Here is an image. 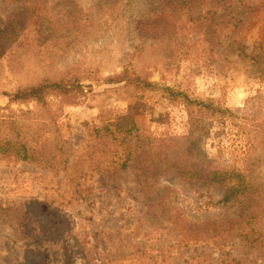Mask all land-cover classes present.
Instances as JSON below:
<instances>
[{
  "label": "rangeland",
  "instance_id": "obj_1",
  "mask_svg": "<svg viewBox=\"0 0 264 264\" xmlns=\"http://www.w3.org/2000/svg\"><path fill=\"white\" fill-rule=\"evenodd\" d=\"M69 1L105 21L44 61L63 72L81 60L93 76L79 80L74 100L49 93L42 104L2 95L36 80L13 74L8 54L31 17L21 0H0V264H264V244L235 230L264 231V222L229 228L264 215V0H118L111 14L113 0ZM141 52L151 60L131 66ZM131 70L155 88L114 82ZM183 96L198 104L192 124ZM13 120L24 135L10 130ZM90 124L111 132L106 152L95 153L108 170L85 167L80 198L71 170L55 174L1 143L23 137L42 152L44 142H67L73 165L86 159ZM126 155L127 168L113 174V158ZM215 170L230 179L210 183ZM238 180L252 182L254 197L219 203Z\"/></svg>",
  "mask_w": 264,
  "mask_h": 264
},
{
  "label": "trees",
  "instance_id": "obj_2",
  "mask_svg": "<svg viewBox=\"0 0 264 264\" xmlns=\"http://www.w3.org/2000/svg\"><path fill=\"white\" fill-rule=\"evenodd\" d=\"M13 1L18 2L20 0ZM47 1L48 0H21V3L18 5L22 6L21 8L24 10L22 16L26 17L29 15L31 21L28 31H22L12 40L14 48L8 53L11 58L9 61V65L11 66L10 71L17 76H20L23 72L24 78H29L30 75H33L36 81L19 85L13 93L3 91L2 95L6 96L11 102L37 101L43 104L44 98L49 93H57L63 98L74 100L75 97H72V95L75 96L78 90H81V83L79 80L87 77V74L91 72V70L85 67L86 63L80 64L81 60L74 67L63 72L57 71L54 68L56 63H52L51 61V63L48 64L44 60L50 57L56 58L58 54L63 55L66 51L70 50L73 45L84 44L86 40L93 37L95 27L104 23L105 20H99L98 13L93 14L94 7L83 9L75 3L65 0L62 2H55V5L51 9L47 7ZM117 4L118 0H113L110 3V6L107 8L111 9L110 14L114 9L116 10ZM23 5H25V7H23ZM63 7L65 9H63ZM46 13H48L49 16L46 15ZM63 16H66V21H62L61 18ZM45 19L47 20V27L45 28L47 32L42 35L44 30L43 20ZM4 27H8V24H5ZM2 31L3 30H0V34H2ZM4 41L1 42V47L5 45ZM80 56L82 59L83 56ZM133 59L131 66L135 67H138V64L142 61L151 60L149 56L144 55L142 52ZM28 62L31 63L33 68L32 71L29 69ZM151 62H153V60ZM27 67L28 69H26ZM108 81L111 82L109 79ZM114 82L123 83L124 86H133L136 90L141 92H150L155 88V84L149 82L144 75L134 70L124 71L121 77L114 80ZM165 91L169 93L170 98L173 100H176V97L179 95V93H175L171 89H165ZM183 98V104L186 107L189 121L192 124V118H194L193 108L198 104L188 100L185 96H183ZM198 111L201 112V108H199ZM7 124L11 131L18 129L20 130V134L24 135L20 127H18V122L16 120L9 121ZM85 129L87 130L85 147L88 150L85 155L86 159L82 160V163L80 162L81 160L77 163H75V161L73 165L69 164L67 142L57 143L54 140L56 143L52 145L51 148L49 146V149L47 143L44 142V144H41L42 152L38 150L37 146H34L33 149H26V143L28 142H26L23 137L18 143L12 138L2 139L1 143L9 146H17L27 153L24 155L23 160L35 163L43 162L44 167L49 171H53L55 174L61 170H71L74 177H71L70 182L74 185V194L80 198L83 197V192H85L83 184L81 183V180L85 178V167L96 172H106L108 170V168L103 169V162L97 159L95 153L99 152L103 155L106 152V148L109 145L106 136L108 133H111L108 126L96 128L95 125L90 124L87 125ZM95 141H98V143H95ZM111 141L117 142L116 138H112ZM99 145L101 148H96ZM28 152H30L31 155H28ZM55 152H58L59 156H61L60 158H62V160L60 159V162L57 161ZM129 163L130 159L127 155L124 159L113 158L111 162L114 168L113 174L125 170ZM229 179L230 177L227 171L215 170L210 173L208 180L210 183L218 184ZM252 186L253 184L250 181L244 183L243 180H238L223 195L219 203L226 205L237 199H251L254 197V192L256 191L252 189ZM248 222H251L249 225L254 223L261 224L264 222V215L252 214L241 222L236 223V221H234L229 228L238 227L239 224H246ZM235 230L238 231L240 238L249 245L255 244L256 242L264 244V231H260L259 229L255 230V228H250L248 231L246 228H238ZM260 246L264 247V245Z\"/></svg>",
  "mask_w": 264,
  "mask_h": 264
}]
</instances>
